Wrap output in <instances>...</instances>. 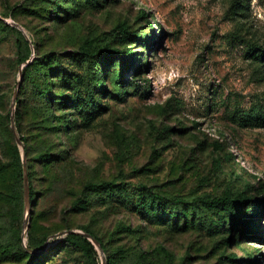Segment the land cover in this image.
Returning a JSON list of instances; mask_svg holds the SVG:
<instances>
[{
	"label": "rangeland",
	"instance_id": "obj_1",
	"mask_svg": "<svg viewBox=\"0 0 264 264\" xmlns=\"http://www.w3.org/2000/svg\"><path fill=\"white\" fill-rule=\"evenodd\" d=\"M258 6L264 0H0V264H264ZM105 48L131 53L132 64L108 61ZM16 110L17 133L30 139L28 207L23 162L19 175L13 168L25 147L12 130ZM103 182L113 190L86 189ZM227 195L262 200L259 214L252 203L199 202ZM68 231L91 232L105 258Z\"/></svg>",
	"mask_w": 264,
	"mask_h": 264
},
{
	"label": "trees",
	"instance_id": "obj_2",
	"mask_svg": "<svg viewBox=\"0 0 264 264\" xmlns=\"http://www.w3.org/2000/svg\"><path fill=\"white\" fill-rule=\"evenodd\" d=\"M18 34L22 37V39L24 40L25 42V45L27 48H29V45L32 46L31 43H29L28 41L25 40V36L22 32H18ZM119 35L125 37V36H128V33L124 30V31H119ZM154 41V38L151 37L148 39V43H152ZM249 51L251 52V55H255L259 52H263L262 49H261V46H252L250 47ZM102 52L107 56V60L108 61H114L115 59H123L126 63L127 66L131 65L132 62H133V55L127 51H110L109 49L105 48L102 50ZM264 53V52H263ZM30 58H26L24 60H22L21 62V65H24L27 61H29ZM32 64V63H30ZM30 64H28L27 66L24 67L23 69V78H22V82L20 83L23 84L24 83V79H25V68L28 67ZM127 68L126 70L122 73V75L119 77V81L121 82H124V79H125V73L127 72ZM20 85H19V90H20ZM19 90H18V93H19ZM105 91V89H104ZM20 103V100H18L17 98V102H16V109H17V104ZM14 116H15V124L17 126L18 124V119L20 117V113L16 110L15 113H14ZM261 119V116L259 113L257 114H251L249 115V118L248 120L249 121H257V120H260ZM17 129V128H16ZM44 131V128H43V125L42 124H38L35 126L34 130H33V133L34 135H36V137H38L40 134H42ZM50 134L53 135V131H50ZM22 143H24L25 147H24V151H25V154H26V158H27V165H28V154L30 152V147L28 144H30V139L27 137H23V136H19ZM32 139V138H31ZM33 142V145L38 143V139L35 138L32 140ZM230 156L227 157V159H229ZM20 161H22V157L19 156V153H18V150L17 148L15 149V155H14V161H13V168L15 169L16 168V171L19 175V171H18V166L20 164ZM23 162V161H22ZM28 175H29V166H28ZM141 188H145L144 186H140ZM87 190H91V191H94V190H97V191H100V190H106V191H112L113 190V185L111 183H107V182H103V183H100V184H95V185H90V186H87L86 188ZM159 196V195H157ZM30 199H31V202L33 201V192H30ZM199 202L202 203L206 208L208 209H212V210H217V209H220V208H229V209H232L236 203H244L245 204H254V207L251 209L250 213L251 215H253L254 217H257V215L259 214L260 212V206L262 204V200L260 199H253L251 198L250 196H241V195H238L236 198H233L229 195L227 196H221V197H204V198H200L199 199ZM243 231H253V228H252V225L250 224H245L244 227H243ZM85 233L87 234H90L91 236H93L102 246L103 250H104V253H105V248L103 246V244L100 242V240L94 236L91 232L89 231H85ZM254 235H257V233L255 231L252 232ZM70 240L69 242H76V241H82L84 244H86L88 247L90 248H93V245L92 243L85 237H82L81 235L79 234H76V233H71L70 236L68 237ZM29 248H27L28 250ZM26 250V249H25ZM250 263H254V260H251ZM107 264H112V261L110 259H107Z\"/></svg>",
	"mask_w": 264,
	"mask_h": 264
},
{
	"label": "water",
	"instance_id": "obj_3",
	"mask_svg": "<svg viewBox=\"0 0 264 264\" xmlns=\"http://www.w3.org/2000/svg\"><path fill=\"white\" fill-rule=\"evenodd\" d=\"M17 26L19 28H21L19 25H17ZM30 63H31V61L29 60L24 65H21V67H20V79L18 81V85H20V83L22 82L24 67L27 66ZM18 88H19V86H18ZM17 94H18V89L15 91V95H14V98H13V102H12V105H11L12 110L16 108ZM14 113L12 114V117H11L12 130H13V133H14V135L16 137V140H17L18 144H22V141H21V139H20V137H19V135L17 133ZM22 161H23V178H24V196H25L26 206L28 207L29 204H30V191H29L30 187H29V175H28L27 158H26V154H25L24 148H22ZM71 233H76L77 234V232H72V231H68L67 232V234H71ZM78 234L83 235L85 238L91 240V242L99 248V251L101 252L102 256L105 258V253H104V250H103L101 244L93 236H91L90 234H87L85 232H81V233H78Z\"/></svg>",
	"mask_w": 264,
	"mask_h": 264
},
{
	"label": "clouds",
	"instance_id": "obj_4",
	"mask_svg": "<svg viewBox=\"0 0 264 264\" xmlns=\"http://www.w3.org/2000/svg\"><path fill=\"white\" fill-rule=\"evenodd\" d=\"M254 4L256 2V0H253ZM254 15L264 19V6H258L254 8ZM177 73L176 72H172L171 74L168 75V79H172Z\"/></svg>",
	"mask_w": 264,
	"mask_h": 264
}]
</instances>
